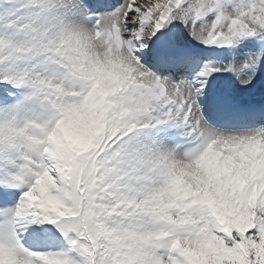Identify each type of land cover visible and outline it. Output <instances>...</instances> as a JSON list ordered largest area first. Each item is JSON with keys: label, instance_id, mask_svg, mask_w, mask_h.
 I'll list each match as a JSON object with an SVG mask.
<instances>
[{"label": "snow or ice", "instance_id": "1", "mask_svg": "<svg viewBox=\"0 0 264 264\" xmlns=\"http://www.w3.org/2000/svg\"><path fill=\"white\" fill-rule=\"evenodd\" d=\"M0 264H264V0H0Z\"/></svg>", "mask_w": 264, "mask_h": 264}, {"label": "rangeland", "instance_id": "2", "mask_svg": "<svg viewBox=\"0 0 264 264\" xmlns=\"http://www.w3.org/2000/svg\"><path fill=\"white\" fill-rule=\"evenodd\" d=\"M217 87L219 88H231L238 95H243L244 90L239 88L238 83L235 81V78L228 74L219 75V79L217 80Z\"/></svg>", "mask_w": 264, "mask_h": 264}, {"label": "bare ground", "instance_id": "3", "mask_svg": "<svg viewBox=\"0 0 264 264\" xmlns=\"http://www.w3.org/2000/svg\"><path fill=\"white\" fill-rule=\"evenodd\" d=\"M198 68V67H197ZM199 70V69H198ZM219 79V75L216 77L215 84L217 86V80Z\"/></svg>", "mask_w": 264, "mask_h": 264}]
</instances>
